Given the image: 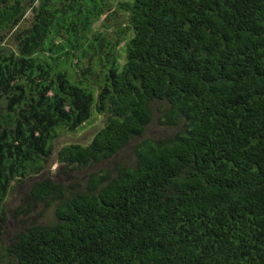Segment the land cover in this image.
Returning a JSON list of instances; mask_svg holds the SVG:
<instances>
[{
    "label": "trees",
    "instance_id": "obj_1",
    "mask_svg": "<svg viewBox=\"0 0 264 264\" xmlns=\"http://www.w3.org/2000/svg\"><path fill=\"white\" fill-rule=\"evenodd\" d=\"M0 264H264V0H0Z\"/></svg>",
    "mask_w": 264,
    "mask_h": 264
},
{
    "label": "rangeland",
    "instance_id": "obj_2",
    "mask_svg": "<svg viewBox=\"0 0 264 264\" xmlns=\"http://www.w3.org/2000/svg\"><path fill=\"white\" fill-rule=\"evenodd\" d=\"M96 29L98 30H104L103 26L100 25V23H98L96 25ZM159 122H157V120L155 121V123H153L152 127L150 128L149 134L153 137H159V136H163L164 134L166 135L169 131H171L170 129H168L165 126H161L160 124H158ZM133 151L132 149H127L126 151H124L122 153V155L120 156L121 159L120 161L126 160L129 161L132 157H133ZM109 167L108 165H104V166H95L94 167V171H98L101 168H107ZM57 168V165L54 164L53 167L51 168V171H55ZM79 181H82L83 183L86 182V174L83 172L82 174H79L76 176ZM69 182V181H68ZM24 195V189H18L16 190V192L14 193L13 197H11L10 201H9V215H8V221H7V225H6V230L7 233L9 235H12L13 231L15 230V227L17 225V220L14 219V211L16 210L17 206L20 203V200L22 198V196ZM52 213H53V208H50L47 210L46 213L43 214L42 212V207L41 206H37L35 211L33 212V214L36 215V217L38 216L39 218L41 217L40 215H44V218H40L41 221L43 222H48L51 218H52Z\"/></svg>",
    "mask_w": 264,
    "mask_h": 264
}]
</instances>
